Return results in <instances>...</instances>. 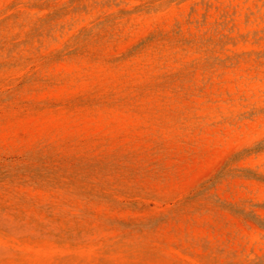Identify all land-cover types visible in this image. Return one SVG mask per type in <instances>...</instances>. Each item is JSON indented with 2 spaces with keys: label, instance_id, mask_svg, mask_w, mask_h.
<instances>
[{
  "label": "rangeland",
  "instance_id": "rangeland-1",
  "mask_svg": "<svg viewBox=\"0 0 264 264\" xmlns=\"http://www.w3.org/2000/svg\"><path fill=\"white\" fill-rule=\"evenodd\" d=\"M0 66V264H264V0H0Z\"/></svg>",
  "mask_w": 264,
  "mask_h": 264
},
{
  "label": "bare ground",
  "instance_id": "bare-ground-1",
  "mask_svg": "<svg viewBox=\"0 0 264 264\" xmlns=\"http://www.w3.org/2000/svg\"><path fill=\"white\" fill-rule=\"evenodd\" d=\"M36 20H37V19H36ZM34 21H35V20H34ZM12 22H13V21H12ZM14 22H15V21H14ZM19 22H20V21H19ZM21 22H22V21H21ZM23 22H24V21H23ZM24 23H25V22H24ZM37 23H38V22H37ZM43 23H44V22H43ZM43 23H42V24H43ZM45 23H46V22H45ZM15 25H16V24H15ZM21 25H22V24H21ZM34 25H35V24H34ZM37 26H38V25H37ZM37 28H38V27H37ZM37 28H36V29H37ZM32 30H33V29H32ZM40 30H41V29H40ZM40 30H39V31H40ZM90 30H91V29H90ZM37 31H38V30H37ZM31 32H32V31H31ZM91 32H92V31H91ZM24 33H25V32H24ZM29 33H30V32H29ZM17 34H18V33H17ZM19 34H20V33H19ZM25 34H26V33H25ZM92 34H93V33H92ZM240 34H241V33H240ZM240 34H238V35H240ZM13 35H14V34H13ZM34 35H35V34H34ZM14 36L16 37V35H14ZM20 36H22V35H20ZM69 36H70V35H69ZM240 36H241V35H240ZM242 36H244V35H242ZM26 37H27V36H26ZM26 37H25V38H26ZM28 37H29V36H28ZM28 37H27V38H28ZM21 38H24V37L22 36ZM25 38H24V39H25ZM68 38H69V37H68ZM71 38H72V37H71ZM239 38H240V37H239ZM246 38H247V37H246ZM24 39H23V40H24ZM66 39H67V38H66ZM66 39H64V40H66ZM64 40H63V41H64ZM69 40H70V39H69ZM230 40H231V39H230ZM4 41H5V44H6V43H7L6 40H4ZM11 41H12V40H11ZM14 41H15V40H14ZM231 41H232V40H231ZM241 41H242V40H241ZM241 41H240V43H241ZM2 42H3V41H2ZM2 42H1V43H2ZM19 42H20V41H19ZM235 42H236V41H235ZM26 43H27V42H26ZM62 43H63V42H62ZM227 43H229V42L227 41ZM232 43H233V41H232ZM237 43H238V42H237ZM18 44H19V43H18ZM241 44H242V43H241ZM245 44H246V43H245ZM248 44H249V43H248ZM248 44H247V45H248ZM10 45H11V44H9V46H10ZM12 45H13V44H12ZM34 45H36V44H34ZM58 45H59V44H58ZM254 45H255V44H254ZM59 46H60V45H59ZM233 46H234V45H233ZM233 46H232V48H234ZM237 46H238V45H237ZM57 47H58V46H56V48H57ZM230 47H231V46H228L229 49H231ZM239 47H241V46H239ZM1 48H2V46H1ZM53 48H54V47H53ZM165 48H166V50H167V47H164V49H165ZM224 48H225V47H224ZM241 48H243V46H242ZM248 48H252V46H251V47H248ZM254 48H255V47H254ZM21 49H23V48H21ZM31 49H32V48H31ZM173 49H174V48H173ZM226 50H227V45H226ZM239 50H240V49H239ZM244 50L246 51V50H247V47H246ZM254 50H255V49H254ZM161 51H162V50H161ZM163 51H164V50H163ZM163 51H162V52H163ZM167 51H168V50H167ZM167 51H166V52H167ZM169 51H170V50H169ZM169 51H168V52H169ZM173 51H175V50H173ZM176 51H177V50H176ZM227 51H228V50H227ZM237 51H238V49H237ZM249 51H250V50H249ZM19 52H20V51H19ZM159 52H160V51H159ZM164 52H165V51H164ZM166 52H165V53H166ZM170 52H172V50H171ZM170 52H169V55H170ZM238 52H240V51H238ZM36 53H37V52H36ZM172 53H174V52H172ZM179 53L182 54V52H179ZM228 53H229V52H228ZM232 53H233V52H232ZM242 53H243V52H242ZM31 54H32V53H31ZM159 54H160V53H159ZM188 54H189V53H188ZM216 54H217V53H216ZM161 55H162V53H161ZM176 55L178 56V53H176ZM179 55H180V54H179ZM195 55H197V54H195ZM234 55H235V54H234ZM23 56H24V55H23ZM35 56H36V55H35ZM162 56H163V55H162ZM171 56L174 57V55H172V54H171ZM177 56H176V58H177ZM180 56H181V55H180ZM180 56H178V58H179ZM157 57H158V56H157ZM9 58H10V57H9ZM16 58H17V57H16ZM33 58H34V57H33ZM174 58H175V57H174ZM189 58H190V57H189ZM14 59H15V58H14ZM27 59H28V58H27ZM5 60H6V59H5ZM10 60H11V59H10ZM12 60H13V59H12ZM24 60H25V59H24ZM27 61H28V60H27ZM30 61H31V60H30ZM2 62H3V61H2ZM23 62L25 63V61H23ZM28 62H29V61H28ZM80 62H81V61H80ZM5 63H6V62H5ZM5 63H4V64H5ZM19 63H20V61H19ZM19 63H18V66H19ZM31 63H32V62H31ZM31 63H30V64H31ZM76 63H77V62H76ZM6 64H7V63H6ZM71 64H72V63H71ZM77 64H78V63H77ZM24 65H25V64H24ZM4 66H5V65H4ZM28 66H29V65H28ZM28 66H27V67H28ZM66 66H67V65H66ZM66 66H65V67H66ZM73 66H74V65L72 64L70 67H73ZM0 67L2 68L3 66H0ZM9 67H10V66H9ZM58 68H59V66H58ZM58 68H57V69H58ZM66 68H67V67H66ZM68 68H69V67H68ZM68 68H67V69H68ZM57 69H56V70H57ZM59 69H60V68H59ZM72 69H73V68H72ZM72 69H71V70H72ZM78 69H79V68H78ZM80 69H81V68H80ZM82 69H83V67H82ZM7 70H8V69H7ZM11 70H12V69H11ZM11 70H10V71H11ZM14 70H15V69H14ZM69 70H70V69H69ZM74 70H75V69H73V71H74ZM76 70H77V69H76ZM1 71H2V70H1ZM54 71H55V70H54ZM81 71H82V70H81ZM3 72H6V70L3 71ZM21 72H22V71H21ZM21 72H20V73H21ZM40 72H41V71H40ZM52 72H53V71H52ZM57 72H58V71H57ZM65 72H67V71H65ZM65 72H64V73H65ZM6 73H7V72H6ZM6 73H4V74L7 75ZM38 73H39V72H38ZM42 73H43V71H42ZM42 73H41V74H42ZM53 73H55V72H53ZM60 73L62 74V72H60ZM67 73L69 74V72H67ZM2 74H3V73H2ZM9 74H10V72L8 71V75H9ZM14 74H15V73H14ZM18 74H19V73H18ZM18 74H17V75H18ZM36 74H37V72H36ZM43 74H44V73H43ZM50 74H52V73L49 72V75H50ZM68 74H67V75H68ZM74 74H75V72H74ZM74 74H73V75H74ZM76 74H77V73H76ZM0 75H1V74H0ZM39 75H40V74H39ZM49 75H48V76H49ZM54 75H55V74H54ZM63 75H64V74H63ZM70 75H71V74H70ZM70 75H69V78H70ZM1 76H2V75H1ZM3 76H4V75H3ZM40 76H41V75H40ZM46 76H47V75H46ZM48 76H47V79H48ZM50 76H51V75H50ZM71 76H72V75H71ZM78 76H79V75H78ZM80 76H81V75H80ZM34 77H36V76H34ZM56 77H57V76H56ZM61 77H62V76H60L59 78H61ZM66 77H67V76H65V78H64V77H62V78L66 79ZM73 77L75 78V76H73ZM81 77H83V76H81ZM81 77H79V78H81ZM36 78H38V77H36ZM43 78H46V77L43 76ZM51 78H52V77H51ZM54 78H55V77H54ZM62 78H61V79H62ZM41 79H42V78H41ZM52 79H53V78H52ZM64 79H63V81H64ZM0 80H1V79H0ZM3 80H4V79H3ZM32 80H33V78H32ZM37 80H40V79L38 78ZM53 80H54V79H53ZM53 80H52V81H53ZM121 80H122V79H121ZM5 81H6V80H5ZM35 81H36V79H35ZM45 81H46V80H45ZM49 81H50V80H49ZM52 81H50V83H51ZM56 81H57V80H56ZM66 81H69V80L66 79ZM47 82H48V80H47ZM53 82L55 83V81H53ZM64 82H65V81H64ZM70 82H71V81H70ZM73 82H74V80H73ZM77 82H78V81H77ZM119 82H121V81H119ZM0 83H1V82H0ZM121 83H122V82H121ZM36 84H40V83H36ZM74 84H75V83H74ZM2 85H3V84H2ZM41 85H42V83H41ZM52 85H53V84H52ZM63 85H64V84H63ZM77 85H78V84H77ZM77 85H76V86H77ZM98 85H99V84H98ZM101 85H102V84H101ZM116 85H117V83H116ZM121 85H123V84H121ZM33 86H34V84H33ZM37 86H38V85H37ZM48 86H49V84H48ZM48 86H47V87H48ZM59 86H62V85L59 84ZM64 86H65V85H64ZM78 86H79V85H78ZM3 87H4V86H3ZM62 87H63V86H62ZM85 87L87 88V86H85ZM97 87L99 88V86H97ZM97 87H95V88H97ZM113 87H115V86H113ZM38 88H39V87H37V89H38ZM50 88H51V87H50ZM83 88H84V87H83ZM86 88H85V89H86ZM91 88H92V87H91ZM91 88H90V89H91ZM104 88L106 89V87H104ZM118 88H119V86H118ZM118 88H117V89H118ZM40 89H41V88H40ZM47 89L49 90V88H47ZM58 89H60V88H58ZM58 89H57V90H58ZM61 89H63V88H61ZM76 89H77V88H76ZM78 89H79V87H78ZM78 89H77V90H78ZM85 89H84V91H85ZM93 89H94V88H93ZM109 89H110V87H109ZM35 90H36V89H35ZM52 90H53V88L50 89V91H52ZM82 90H83V89H82ZM86 90H89V89H86ZM115 90H116V89H115ZM122 90H123V88H122ZM24 91H26V90H24ZM38 91H40V90H38ZM38 91H37V92H38ZM42 91H43V90H42ZM60 91H62V90H60ZM65 91H66V90H65ZM70 91H71V90H70ZM78 91H79V90H78ZM78 91H77V92H78ZM102 91H103V90H102ZM117 91H118V90H117ZM117 91H115V92H116L117 94H120V91H118L119 93H118ZM35 92H36V91H35ZM40 92H41V91H40ZM45 92H46V91H45ZM47 92H48V91H47ZM52 92H53L54 95H55V92H54V91H52ZM63 92H64V90H63ZM85 92H86V91H85ZM90 92H91V90H90ZM108 92H109V91H108ZM108 92H107L106 94H108ZM115 92H114V93H115ZM122 92H123V91H122ZM58 93H59V92H58ZM66 93H69L68 90L66 91ZM75 93H76V90H75ZM86 93H87V92H86ZM111 93H112V92H111ZM116 93H115V94H116ZM26 94H27V93H26ZM29 94H30V93H29ZM31 94H32V93H31ZM31 94H30V95H31ZM39 94H40V93L38 92V95H39ZM42 94H43V93H41V95H42ZM48 94H49V93H48ZM56 94H57V92H56ZM59 94H60V93H59ZM71 94H72V91H71ZM71 94H70V95H71ZM17 95H18V94H17ZM45 95H46V94H45ZM57 95H58V94H57ZM76 95H77V94H76ZM101 95H103V94H101ZM23 96H24V95H23ZM33 96H34V95H33ZM33 96H31V97H33ZM50 96H52V94H51ZM103 96H104V95H103ZM15 97H16V95H15ZM21 97H22V96H21ZM38 97H42V98H43L44 95H42V96H38ZM38 97H35V98H38ZM54 97H55V96H54ZM54 97H52V98L54 99ZM56 97H57V96H56ZM56 97H55V98H56ZM58 97H59V96H58ZM60 97H61V96H60ZM60 97H59V98H60ZM63 97H66V96H63ZM63 97H62V98H63ZM84 97L87 98L86 96H84ZM95 97H98V96H95ZM26 98H27V97H26ZM28 98H29V97H28ZM45 98H46V97H45ZM23 99H25V98L23 97ZM40 99H41V98H40ZM63 99H64V98H63ZM156 99H157V98H156ZM156 99H155V100H156ZM29 100H30V99H29ZM35 100H36V99H35ZM37 100H39V99H37ZM56 100H57V98H56ZM58 100H59V99H58ZM14 101H15V100H14ZM20 101H21V100H20ZM30 101H31V100H30ZM18 102H19V101H18ZM21 102H22V101H21ZM152 102L155 103L154 101H152ZM159 102H160V101H159ZM15 103H16V101H15ZM132 103H133V102H132ZM156 103L158 104V102H156ZM156 103H155V104H156ZM155 104H154V105H155ZM9 105H10V104H9ZM152 105H153V104H152ZM158 105H159V104H158ZM12 106H13V105H12ZM12 106H11V107H12ZM160 106H161V103H160ZM5 107H6V106H4V108H5ZM5 109H6V108H5ZM3 111H4V110H3ZM16 113H17V112H16ZM3 114H5V113H3ZM8 114L10 115V113H8ZM12 114H13V113H11V115H12ZM5 115H6V114H5ZM11 115H10V116H11ZM10 116H8V117L10 118ZM14 116H15V114H14ZM8 117H7V119H8ZM0 118H2V117H0ZM2 119H3V118H2ZM4 119H5V117H4ZM0 122H1V121H0ZM2 123H3V122H2ZM3 124H4V123H3ZM5 124H7V123H5ZM5 124H4V125H5ZM9 124H10V123H9ZM9 124H7L6 126H8ZM0 126H1V125H0ZM1 128H3V126H2ZM1 128H0V129H1ZM7 128H8V127H7ZM11 134H12V132H11ZM10 136H12V135H10ZM10 136H8V137H10ZM4 138L6 139L7 136L4 137ZM10 138H11V137H10ZM13 138H14V136H13ZM8 139H9V138H8ZM11 141H12V139H11ZM1 198H4V197H1ZM6 199H8V198H6ZM2 200H4V199H2ZM0 202H1V201H0ZM2 202H3V201H2ZM8 203H11V202L8 201ZM13 204H14V203H13ZM5 205H6V204H5ZM5 205H4V206H5ZM6 206H7V205H6ZM12 207H13V206H12ZM20 207H21V206H20ZM23 207H24V206H23ZM23 207H22V208H23ZM7 208H8V206H7ZM17 208H18V206H17ZM8 209H9V208H8ZM0 210H1V209H0ZM2 210H3V209H2ZM17 211H18V210H17ZM8 213L10 214L9 211H8ZM13 213H14V212H13ZM24 214H25V213H24ZM5 215H6V214H5ZM22 233H23V232H22ZM48 233H49V232H48ZM49 234H53V233L51 232V233H49ZM75 237H76V236H75ZM0 238H1V237H0ZM5 238H6V237H5ZM18 238H19V237H18ZM55 238H56V237H55ZM58 238H59V237H58ZM50 239H51V238H50ZM60 239H61V238H60ZM63 239H64V238H63ZM63 239H61V240H63ZM5 240H6V239H5ZM13 240H14V239H13ZM27 241H28V240H27ZM65 241H66V240H65ZM107 241H109V240H107ZM46 242H47V241H46ZM46 242H44V243H46ZM56 242H57V241H56ZM58 242H59V241H58ZM91 242H92V241H91ZM98 242H99V241H98ZM29 243H30V242H29ZM35 243H36V242H35ZM49 243H50V242H49ZM49 243L47 242L48 245H49ZM53 243H55V242H53ZM53 243H52V244H53ZM61 243H62V242H61ZM70 243H71V242H70ZM79 243H80V242H79ZM87 243H88V242H87ZM115 243H116V242H114L113 245H114ZM62 244H63V243H62ZM90 244L92 245V243H90ZM45 245H46V244H45ZM55 245H56V244H55ZM67 245H68V243H67ZM70 245H71V244H70ZM75 245H76V244H75ZM81 245H82V244H81ZM85 245H86V244H85ZM88 245H89V244H88ZM88 245H87V246H88ZM7 246H8V245H7ZM14 246H15V245H14ZM21 246H22V244H21ZM51 246H52V245H51ZM92 246H93V245H92ZM19 247H20V246H19ZM30 247H31V246H30ZM48 247H50V245H49ZM105 247H106V246H105ZM117 247H118V246H117ZM38 248H39V247H38ZM71 248H72V247H71ZM83 248H84V247H83ZM109 248H110V247H109ZM114 248H115V247H114ZM118 248H119V247H118ZM118 248H117V249H118ZM24 249H25V248H24ZM86 249H87V248H86ZM88 249H91V246H90ZM17 250H18V249H17ZM36 250H37V249H36ZM39 250H40V249H39ZM46 250H47V249H46ZM80 250H81V249H80ZM96 250H97V249H96ZM20 251H21V250H20ZM44 251H45V250H44ZM50 251H51V250H50ZM55 251H57V250L55 249ZM60 251H61V250H60ZM62 251H63V250H62ZM64 251H65V250H64ZM69 251H70V250H69ZM69 251H67V252H69ZM101 251H102V249H101ZM104 251H105V250H104ZM121 251H122V250H121ZM121 251H120V252H121ZM27 252H28V251H27ZM32 252H34V251H32ZM41 252H42V251H41ZM47 252H48V251H47ZM78 252H79V251H78ZM81 252H82V251H81ZM98 252H99V249H98ZM111 252H113V249H112ZM30 253H31V252H30ZM34 253H39V251H38V252H34ZM43 253H44V252H43ZM53 253H54V252H53ZM99 253H100V252H99ZM106 253H107V252H106ZM115 253H116V249H115ZM115 253H114V254H115ZM49 254H50V253H49ZM71 254H72V253H71ZM75 254H76V253H75ZM79 254H80V253H79ZM101 254L103 255L104 253L102 252ZM45 255H46V254H45ZM55 255H56V254H55ZM60 255H61V253H60ZM77 255H78V254H77ZM85 255H86V254H85ZM94 255H95V254H94ZM104 255H107V254H104ZM104 255H103V256H104ZM111 255H113V254L111 253ZM116 255H117V254H116ZM47 256L49 257L50 255H47ZM61 256H62V255H61ZM87 256H88V255H87ZM90 256H91V255H90ZM97 256H98V255H97ZM108 256H109V254H108ZM42 257H44V256L42 255ZM53 257H54V255H53ZM53 257H52V259H53ZM62 257H63V256H62ZM100 257H102V256H100ZM100 257H99V258H100ZM115 257H116V256H115ZM9 258H10V257H9ZM9 258H8V259H9ZM56 258H57V257H56ZM82 258H83V257H82ZM94 258H95V257H94ZM57 259H58V258H57ZM92 259H93V258H92ZM95 259H96V258H95ZM109 259H110V258H109ZM1 260H2V259H1ZM85 260H86V258H85ZM51 261H52V260H51ZM51 261H50V263H51ZM57 261H58V260H57ZM57 261H56V262H57ZM89 261H90V260H89ZM89 261H88V262H89ZM3 262H4V261H3ZM7 262H8V260H7ZM7 262H5V264H6ZM58 262H59V261H58ZM86 262H87V261H86ZM86 262H85V264H86ZM95 262H96V260H95ZM20 263H21V262H20ZM22 263H23V262H22ZM92 263H94V262H92ZM92 263H91V264H92ZM127 263H128V262H127ZM14 264H15V263H14ZM18 264H19V263H18ZM128 264H129V263H128Z\"/></svg>",
  "mask_w": 264,
  "mask_h": 264
}]
</instances>
